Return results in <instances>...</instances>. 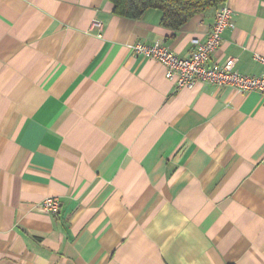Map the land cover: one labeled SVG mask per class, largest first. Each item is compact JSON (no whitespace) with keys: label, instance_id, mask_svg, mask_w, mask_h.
<instances>
[{"label":"crops","instance_id":"crops-1","mask_svg":"<svg viewBox=\"0 0 264 264\" xmlns=\"http://www.w3.org/2000/svg\"><path fill=\"white\" fill-rule=\"evenodd\" d=\"M211 62L256 76L264 0H226ZM109 0H0V264H264V101L176 88L137 42L187 56L215 9L173 30ZM54 196L57 215L41 211Z\"/></svg>","mask_w":264,"mask_h":264},{"label":"built area","instance_id":"built-area-1","mask_svg":"<svg viewBox=\"0 0 264 264\" xmlns=\"http://www.w3.org/2000/svg\"><path fill=\"white\" fill-rule=\"evenodd\" d=\"M232 9L223 4L215 10L214 20L205 41H196L187 56H179L161 41L137 42L130 49L136 56L152 58L164 67V75L174 82L176 88L190 86L196 81L211 83L218 87H231L241 92L258 91L264 101V56L254 54V60L262 65L259 75L249 76L239 73L237 57L229 56L222 64L211 62V56L219 47L222 33L233 25ZM41 211L57 215L59 202L54 196L45 197L38 207Z\"/></svg>","mask_w":264,"mask_h":264},{"label":"trees","instance_id":"trees-1","mask_svg":"<svg viewBox=\"0 0 264 264\" xmlns=\"http://www.w3.org/2000/svg\"><path fill=\"white\" fill-rule=\"evenodd\" d=\"M113 14L129 19L140 18L146 10L161 12V25L172 29L173 34L188 20L209 9H217L226 0H109Z\"/></svg>","mask_w":264,"mask_h":264}]
</instances>
